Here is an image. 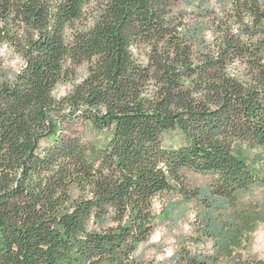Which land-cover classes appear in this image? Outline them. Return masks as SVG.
Segmentation results:
<instances>
[{
  "label": "trees",
  "instance_id": "obj_1",
  "mask_svg": "<svg viewBox=\"0 0 264 264\" xmlns=\"http://www.w3.org/2000/svg\"><path fill=\"white\" fill-rule=\"evenodd\" d=\"M4 46L23 65L0 56V264H166L137 250L176 193L215 237L210 199L251 223L237 196L264 185V0H0ZM249 232L173 264H264L235 249Z\"/></svg>",
  "mask_w": 264,
  "mask_h": 264
},
{
  "label": "rangeland",
  "instance_id": "obj_2",
  "mask_svg": "<svg viewBox=\"0 0 264 264\" xmlns=\"http://www.w3.org/2000/svg\"><path fill=\"white\" fill-rule=\"evenodd\" d=\"M0 56L7 72L17 71L23 65L21 56L6 46L1 48ZM84 75L85 68L82 66L77 70L76 82ZM73 84L72 82L60 84L56 89V95L58 97L66 95ZM87 137L93 139L94 135L89 133ZM256 152L257 150H253L250 155L253 156ZM184 173L193 187L205 188L212 179L210 175L198 172L185 171ZM179 197L180 195L176 193L155 199L154 209L159 217L158 224L151 238L146 243L140 244L137 250V255L142 260L173 264L174 257L182 248L197 255L214 254L219 242L228 238L235 239L231 231H234L236 227L240 229L247 227L250 232L235 249L240 250L248 258H264V185H254L237 196L240 205L249 207L255 213L248 218L251 221L249 225L243 224L242 219H238L239 214L231 215L228 212L230 210L228 208L233 206L232 203L210 199V203L216 204L210 213L216 218L215 221L219 224L221 231V235L216 234V237L208 230L212 227V223L205 222L207 207L203 203L194 201L182 202L178 200Z\"/></svg>",
  "mask_w": 264,
  "mask_h": 264
}]
</instances>
